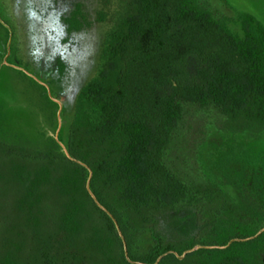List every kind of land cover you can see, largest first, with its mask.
<instances>
[{"label":"trees","instance_id":"16d2710c","mask_svg":"<svg viewBox=\"0 0 264 264\" xmlns=\"http://www.w3.org/2000/svg\"><path fill=\"white\" fill-rule=\"evenodd\" d=\"M117 2L96 72L57 139L91 169L90 189L116 219L130 260L151 264L168 250L255 234L264 226V156L231 152L242 169L228 180L254 201L244 209L217 175L191 173L171 149L188 106L211 114L221 131L264 133V25L224 0ZM86 177L54 138L42 148L0 140V264H136ZM201 200L216 216L201 218L193 237L165 242L161 217ZM146 231L152 243L141 249ZM263 262L264 230L181 259L168 253L156 264Z\"/></svg>","mask_w":264,"mask_h":264},{"label":"rangeland","instance_id":"374dc122","mask_svg":"<svg viewBox=\"0 0 264 264\" xmlns=\"http://www.w3.org/2000/svg\"><path fill=\"white\" fill-rule=\"evenodd\" d=\"M224 1L264 25V0ZM117 7V0H0L1 141L42 148L56 132L65 137L77 93L96 72L104 36ZM101 13L105 17L99 21ZM6 62L21 67L32 78ZM40 83L48 86L57 102L47 96ZM185 111L171 155L180 166L188 165L191 173L216 176L211 169L229 144L238 143L249 153L264 156V133L257 139L224 133L215 128L211 114L190 106ZM240 169L239 164L229 163L224 171L232 180V174L241 176ZM222 188L244 209L254 207L253 199L231 183ZM213 216L215 205L201 200L164 215L157 228L165 242L173 243L196 235L199 220ZM151 243L149 232L140 235L141 249Z\"/></svg>","mask_w":264,"mask_h":264},{"label":"water","instance_id":"95a60500","mask_svg":"<svg viewBox=\"0 0 264 264\" xmlns=\"http://www.w3.org/2000/svg\"><path fill=\"white\" fill-rule=\"evenodd\" d=\"M59 126H60V121L58 122V127H59ZM57 135H58V134H57V132H56V134H55V136H54V139L57 141V143H58V145L60 146L61 151L63 152V154H64L67 158H69L70 160L79 163L80 165L84 166V167L87 169V177H86V181H85V188H86L88 194L90 195V197L92 198V200L95 202V204H96L99 208H101V209H102V210H103V211H104V212H105V213L111 218V220H112V222H113V224H114V227H115V229H116V231H117V233H118V236L120 237V239H121V241H122L123 251H124V256H125V258H126L129 262H131V263H136V264H147V263H142V262H139V261H133V260H130V259H129L128 254H127V247H126L125 239H124V237H123V235H122V232H121V230H120V228H119V225H118L116 219L112 216V214H111V213H110V212H109V211H108L103 205H101V204L99 203V201L97 200L96 196L94 195V193H93L92 190L90 189L89 183H90V178H91V175H92V171H91V169H90L85 163H83L82 161H80L79 159L70 156V154L68 153V151H67V149H66L64 143H63L62 141H59V140L57 139ZM263 230H264V227L260 228L255 234H253V235H251V236H248V237H245V238H232V239L228 240L227 243H226L225 245H220V246H218V245H211V246H206V245H195V246H193V247H191V248H189V249L184 250L181 254H177L175 251L168 250V251H166V252H164V253L158 255V257L155 259V261H154L153 263H151V264H156V263L158 262V260H159L162 256H164V255H166V254H168V253H173L177 258L181 259V258H183V256H184L186 253L191 252V251H193V250H195V249H197V248H199V247H209V248H211V247H218V248H223V247H226V246H227L230 242H232L233 240H247V239L254 238L255 236H257V235H258L260 232H262ZM262 264H264V262H263Z\"/></svg>","mask_w":264,"mask_h":264},{"label":"flooded vegetation","instance_id":"af4514ba","mask_svg":"<svg viewBox=\"0 0 264 264\" xmlns=\"http://www.w3.org/2000/svg\"><path fill=\"white\" fill-rule=\"evenodd\" d=\"M73 25V24H72ZM71 25V27L72 28H75V27H73ZM8 31H9V37H8V40H10V38H11V30L8 28ZM9 42V41H8ZM6 64H8L9 66H12V67H14V68H16V69H18V70H20L21 72H23V73H25L24 71H22V69H20L21 67H19V66H17V65H13V64H10V63H8V62H6ZM26 75H28L27 73H25ZM29 76V75H28ZM30 77V76H29ZM30 78H32V77H30ZM41 84V83H40ZM41 85H43L44 87H45V89H46V92H47V96L50 98V99H52V100H54V101H56L57 102V100L56 99H54L53 97H52V95H51V93H50V91H49V89H48V86L44 83V84H41ZM216 128V127H215ZM218 129V128H217ZM219 130V129H218ZM221 131V130H220ZM221 132H224V131H221ZM224 133H228V132H224ZM228 134H232V133H228ZM228 146V147H227ZM235 149H239L240 151H244L246 154H250V155H260V156H263V154H253V153H249L248 151H247V149L244 147V146H242V145H240V144H238V143H235V144H229V145H226V148H225V151L224 152H222L221 153V155H220V157H219V159H218V161L215 163V165L213 166V168L211 169L212 171V173H214V174H216L217 175V177L219 176V178H220V180H222V182H221V184H220V187L222 188V185H224V184H226V183H231V182H229V180H228V178H227V176L228 175H226V172L224 171V169H225V166L227 165V164H229V163H233V164H239L240 166H241V163L240 162H237V161H235L234 160V156H235V154H231V152H233V151H235ZM218 163V164H217ZM216 164H217V166H216ZM242 169V168H241ZM240 169V170H241ZM208 176V175H207ZM224 177H226V179L224 178ZM232 184V183H231ZM233 185V184H232ZM236 187V186H235ZM223 189V188H222ZM226 192V191H225ZM227 193V192H226ZM229 194V193H228ZM232 198V197H231ZM233 199V198H232ZM234 200V199H233ZM235 201V200H234ZM236 202V201H235ZM264 227V226H263ZM262 228V227H261Z\"/></svg>","mask_w":264,"mask_h":264}]
</instances>
